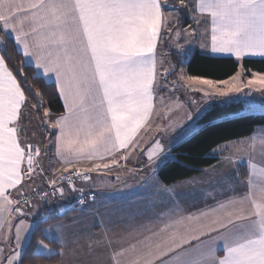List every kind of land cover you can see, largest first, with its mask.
I'll return each mask as SVG.
<instances>
[{"label": "crops", "instance_id": "1", "mask_svg": "<svg viewBox=\"0 0 264 264\" xmlns=\"http://www.w3.org/2000/svg\"><path fill=\"white\" fill-rule=\"evenodd\" d=\"M35 2L36 0H16L17 4L25 8H29ZM44 2H59V0H44ZM185 4L186 12L191 11L195 17L193 21L187 19V26L193 24L200 27L199 30L201 29L205 38L202 47L194 51L215 58H233L239 63L247 58L264 59L262 56L237 57L229 53H212L211 17L207 12L196 7L199 0H185ZM170 9L161 0L160 31L153 55L150 107L146 118L132 135L129 147L117 146L111 151H105L103 148L94 151L73 143L76 138L72 135L63 137L58 146L56 137L60 134V130L55 125L57 122L63 124L69 116L59 93L64 113L50 121L55 128L51 129L54 135L52 134L47 143L40 141L42 122L37 123L35 120L30 121V124L23 114L18 117L19 124L16 126L20 131L19 140L23 142L24 147L30 144L34 149H40L39 155L35 154L36 160L48 178L54 179L74 170L100 169L95 171L91 179L83 185L87 190L94 192V199L76 207L68 221L50 223L43 229L46 239L58 243L61 247L62 260L58 264H211L213 260H219L226 254L225 241L222 238L225 230L217 228V222L221 220L227 222V219L236 215L248 216L256 211L255 205L264 206V126L257 127L246 138L234 140L242 141L234 146L235 153L219 150L233 141L221 144L212 152L213 157L217 159L213 166L204 169L198 176L173 185H164L159 180L157 172L167 159L174 157L171 153L172 148L196 129L192 127L186 135L173 140L161 139L164 151L159 154L153 165H149L146 149L149 146L153 148L156 146L153 143L155 140L153 133L151 140L149 138L150 131L147 124L155 116L156 109H162L159 113L165 115L164 105L155 106L154 87L156 57L160 51L164 15L166 11L169 13ZM14 23L17 26L16 32L6 30L3 22L0 21V32L14 41L24 62L33 66L37 75L56 86L55 73L45 75L43 68L39 70L35 68V57L23 55L25 43L29 45V51L35 50L36 37L32 35L34 25L31 16L25 18L21 13ZM25 33L28 34L27 38L18 44L16 36H23ZM164 57L168 60L166 52ZM261 78H264V73L252 72L250 77L245 78L249 84L245 89L246 92H236L231 97L235 94H244V97H249L245 98L248 111L264 112V100L261 101L258 97L260 94L264 95V83H250V81H260ZM255 86L259 89L255 90ZM160 99H162L160 103L163 104L165 98ZM23 110L24 106L21 108V113ZM203 112L196 113L195 118L188 122L192 121L193 126ZM157 120L161 118L157 117ZM30 126H32L31 130L28 129ZM171 132H167L166 135L177 132V129ZM43 144L44 146L49 144L47 151L44 150ZM42 153H45V156H42ZM44 158H46L45 162ZM124 165L141 166L142 169L134 171L123 167ZM230 165H234L231 170L228 169ZM240 166H244L245 176L239 173ZM39 186L35 180H26L22 174L20 184L8 189L7 193L11 192L17 196L31 192ZM49 200L35 201L20 215H11L9 214L10 198L0 197V263L9 264L13 254L16 258L11 264H18L15 259L17 260L18 256L20 258L22 252L13 247L17 227H23L24 224L32 227L47 214L58 215L74 208L73 193L68 189L57 198ZM236 223L240 222L236 221ZM228 227L231 228L232 225ZM54 232H57V236ZM31 233L28 231L25 242L29 241Z\"/></svg>", "mask_w": 264, "mask_h": 264}, {"label": "snow or ice", "instance_id": "2", "mask_svg": "<svg viewBox=\"0 0 264 264\" xmlns=\"http://www.w3.org/2000/svg\"><path fill=\"white\" fill-rule=\"evenodd\" d=\"M181 3L187 6L185 0ZM196 7L211 17L212 53L264 57V0H199ZM21 13L31 16L36 37L35 50L25 43L23 55L35 57V68H43L45 75L55 73L69 113L63 124L55 125L58 146L72 135L73 143L94 151L129 147L150 107L161 0H36L29 8L0 0L6 30L17 31L14 22ZM27 35H17V43ZM256 82L264 83V78L250 81ZM26 103L25 91L0 57V197L5 199L8 189L20 184L22 173L33 172V153H40L31 145L25 149L19 140L16 125ZM153 143L155 148L146 149L149 165L164 151L159 139ZM25 159L27 168L22 169ZM255 208L248 216L217 222L225 230L226 254L211 264H264V206Z\"/></svg>", "mask_w": 264, "mask_h": 264}, {"label": "trees", "instance_id": "3", "mask_svg": "<svg viewBox=\"0 0 264 264\" xmlns=\"http://www.w3.org/2000/svg\"><path fill=\"white\" fill-rule=\"evenodd\" d=\"M177 3L181 0H176ZM176 9V8H175ZM188 22L184 23L187 26ZM167 57L174 64L172 77L178 70L182 55L176 50H169ZM0 57L6 61V66L12 71L25 91L27 103L24 105L23 115L31 124L33 121L42 122L41 142L47 143L54 131L43 128L44 119L52 121L64 113L56 86L46 82L37 75L33 66L24 62L22 54L17 50L14 41L0 32ZM184 57H186L184 55ZM245 70L244 78L250 77L252 72L264 73V59H243L240 63L233 58H215L194 51L186 64L187 74L213 81H225L234 76L239 67ZM169 79V78H168ZM193 116L192 120L195 118ZM30 119V120H29ZM31 121V122H30ZM192 122V121H191ZM186 125L196 129L185 139L176 144L169 158L159 168L157 176L166 186L198 176L204 169L213 166L217 159L213 157V150L221 144L243 139L250 136L257 127L264 126V112L248 111L244 94H235L230 99H219L204 111L193 123ZM48 134V136H46ZM241 175H246L244 166L238 167ZM77 206L62 214H47L36 224L28 243L24 247L18 264H56L61 261L60 245L46 239L43 229L46 225L59 221H68ZM44 242L55 250L51 256L35 253L38 243ZM2 264V263H0Z\"/></svg>", "mask_w": 264, "mask_h": 264}, {"label": "rangeland", "instance_id": "4", "mask_svg": "<svg viewBox=\"0 0 264 264\" xmlns=\"http://www.w3.org/2000/svg\"><path fill=\"white\" fill-rule=\"evenodd\" d=\"M162 2L167 8L171 9L169 10V13L166 11V14L164 15L160 51L157 53L156 57L154 100L156 107L158 105H164L165 108H163V111L165 112V115L159 113L162 109H156L155 116L148 121L147 128L150 131V140L152 133L154 134V138L159 140H165L167 138L173 140L177 137L186 135L192 128L189 127L190 125H186V123L193 118L194 114L206 111L217 99H228L233 93L245 91L249 86L244 78L245 70L242 66L239 67L238 72L232 78L225 81H213L205 78L189 76L186 71L187 60L194 49H200L202 47V43L205 41L204 34L201 29L199 30L200 27H197L196 25L192 24L190 27L184 26L187 19L192 21L195 19L191 11L186 12L187 6L182 5L181 2L177 3L176 0H162ZM169 50H176L182 54L181 64L172 77H170V75L174 70V64L169 58L167 60L164 57L165 52L167 53ZM184 55L186 57H184ZM205 80L211 81V83H203L202 81ZM255 87V90L259 89L258 86ZM230 89L232 90L230 91ZM235 89H239V91H236ZM162 97L165 98L163 104L160 103L162 100L160 98ZM258 97L261 101L264 100V95L260 94ZM245 98L248 99L249 97L245 96ZM157 117H160L161 120H157ZM43 124V128L45 129L51 130L52 128H55L53 122L50 123L47 119H44ZM28 129L31 130L32 126L28 127ZM176 129L177 132H173L171 135L169 134L170 136L166 135L167 132L172 133L171 131ZM240 143H242V141H233L229 143V145H225L226 147H221L222 149L219 150L235 153L234 146ZM48 147L49 144L45 145L44 150L47 151ZM42 156H45V153H42ZM44 159L45 160L43 161L45 162L46 158ZM233 166L230 165L228 169L231 170ZM35 181L38 183V186L40 184L43 185L44 183L40 178ZM53 198L57 197L45 198L44 201H50L49 199ZM58 212L59 210L57 213ZM36 224L37 223L32 227L27 224H24L23 227H17L15 232L17 236L15 237L13 247L22 252L28 243L25 242L28 237L27 233L28 231L33 232ZM19 233L20 235L18 236ZM54 235L57 236V232H54ZM60 250L59 252L61 254ZM35 253L51 256L55 253V250L46 243L40 242ZM14 258H16V256L13 257L12 254L8 263L11 264L14 262ZM19 260L20 258L18 256L15 261L18 263Z\"/></svg>", "mask_w": 264, "mask_h": 264}, {"label": "built area", "instance_id": "5", "mask_svg": "<svg viewBox=\"0 0 264 264\" xmlns=\"http://www.w3.org/2000/svg\"><path fill=\"white\" fill-rule=\"evenodd\" d=\"M30 144L25 146V149ZM34 149V146L31 145ZM112 167V165H110ZM131 168L134 171L141 170V166H123ZM27 168V161L25 159L22 162V169ZM33 172L30 175L23 174L24 178L29 181L42 179L44 181L43 185L33 189L31 192L20 194L14 196L11 192H8L6 195L10 198L11 203L9 207V214L11 215H20L23 213L29 206H31L35 201L44 200L45 198L58 197L63 194L65 189L70 190L73 193V205L82 206L88 201L94 199L95 194L91 190H87L83 185L88 182L95 171H99L97 168L94 171L91 170H74L67 173H63L57 176L54 179L48 178L46 174L43 173L41 166L36 160L35 152L33 153ZM59 189V190H57ZM19 209V210H17Z\"/></svg>", "mask_w": 264, "mask_h": 264}]
</instances>
